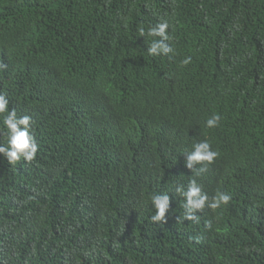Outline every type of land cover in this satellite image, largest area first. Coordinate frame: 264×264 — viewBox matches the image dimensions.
Here are the masks:
<instances>
[{"label": "trees", "instance_id": "trees-1", "mask_svg": "<svg viewBox=\"0 0 264 264\" xmlns=\"http://www.w3.org/2000/svg\"><path fill=\"white\" fill-rule=\"evenodd\" d=\"M164 21L175 52L150 55ZM0 22V94L39 145L0 153V264H264V0H0ZM191 179L230 201L184 219Z\"/></svg>", "mask_w": 264, "mask_h": 264}, {"label": "clouds", "instance_id": "clouds-1", "mask_svg": "<svg viewBox=\"0 0 264 264\" xmlns=\"http://www.w3.org/2000/svg\"><path fill=\"white\" fill-rule=\"evenodd\" d=\"M10 27L11 23L0 22V27ZM169 23L164 21L157 26L150 28L147 33L145 29L141 27L139 29L140 36H152L159 37L158 40H153L149 47V54L153 56H159L161 54L169 56L175 52V49L168 43L173 39L168 34ZM191 62V57H186L183 61V65H187ZM0 68L6 69L7 65L0 63ZM9 101L5 95L0 94V114H5L4 124L8 129V147L0 146V153L7 157L10 164L15 165L23 158L28 163L33 162L36 159V155L39 149V145L36 143L35 138L31 135L30 129L32 126L31 116L24 115L18 118L15 109L9 112ZM169 120V117L166 118ZM221 117L216 114L207 120L208 128H215L219 126ZM219 157L218 151H213L211 144L207 141L199 142L195 144L194 151L187 154L186 167L191 169L196 175H200L202 172L208 170L207 166L215 163ZM197 165H203L204 167L197 168ZM176 193L186 198L184 204L186 220H199L197 213H201L206 207L216 210L220 208L222 204H227L231 197L225 193H217L209 202L208 195L202 190V186L197 183L196 179H191L187 190L183 185L176 188ZM152 202L156 209V214L151 217L154 222L167 224V215L171 206V198L168 194L153 195ZM179 220V217L177 218ZM210 226V222H209ZM199 242V238H197Z\"/></svg>", "mask_w": 264, "mask_h": 264}]
</instances>
